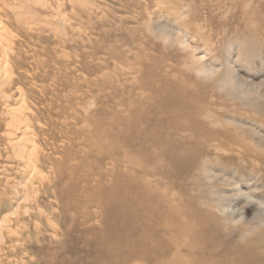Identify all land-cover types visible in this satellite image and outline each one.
<instances>
[{"label":"rangeland","instance_id":"374dc122","mask_svg":"<svg viewBox=\"0 0 264 264\" xmlns=\"http://www.w3.org/2000/svg\"><path fill=\"white\" fill-rule=\"evenodd\" d=\"M157 1L9 22L0 92L24 93L44 176L22 201L0 114V264H264V0Z\"/></svg>","mask_w":264,"mask_h":264},{"label":"bare ground","instance_id":"6f19581e","mask_svg":"<svg viewBox=\"0 0 264 264\" xmlns=\"http://www.w3.org/2000/svg\"><path fill=\"white\" fill-rule=\"evenodd\" d=\"M65 3H67V7H71V3H78L77 6L87 7L90 12H97L95 7L98 6L91 3V0H0L1 88H4L10 80L11 70L9 68L10 61L8 52L13 49V45L15 43L14 41L17 36L11 30L9 22L11 21L27 31L33 30V28H36L34 30L37 31L41 30L42 32L49 33L52 32V30H59V28H54L52 25L56 22V24L61 27L65 26L66 15L65 12L59 8L63 7V4L65 5ZM156 4L160 10L164 11L166 9V7H159L161 5V0H158ZM72 7L75 6L72 5ZM192 11L191 7L174 8L173 12L170 13L173 17L170 22H172V25L177 24L181 27H189L190 18L188 16ZM70 25L76 26L77 24L71 22ZM148 25H150V23ZM154 29V26L149 27L150 31ZM170 29L171 27L161 30L167 38L172 37V31H170ZM62 35L64 34L62 33ZM180 42L183 43L184 41L180 40ZM20 93L21 94L15 102L11 103L9 102V96H6V94H4L1 90L0 94L2 97H6L4 109L0 112V114L3 115V119H1L4 120L3 134L5 135V141L10 155L16 160V162L22 165V170L25 173V179L21 185V193H23L22 195H26L25 198H22L24 199L22 201L27 202L30 200L31 196L29 193L31 188H33L32 186L35 185L36 179L43 177L44 173L41 172V169L39 168L40 157L38 155L39 149L37 145V132L34 130L33 119L30 117L31 110L27 105L24 93L21 91ZM13 216H17L16 211L11 214H4L0 217V241L2 243H6L8 241L13 243L12 241L14 240L12 239V236H20L16 233L12 225L14 224ZM2 246L3 244L1 245L0 243V251L3 249ZM8 247L10 246L7 245V249H10ZM8 251L10 252V250Z\"/></svg>","mask_w":264,"mask_h":264}]
</instances>
